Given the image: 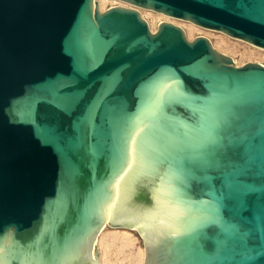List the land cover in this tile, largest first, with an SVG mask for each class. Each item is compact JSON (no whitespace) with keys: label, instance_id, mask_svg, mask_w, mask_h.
Here are the masks:
<instances>
[{"label":"water","instance_id":"water-1","mask_svg":"<svg viewBox=\"0 0 264 264\" xmlns=\"http://www.w3.org/2000/svg\"><path fill=\"white\" fill-rule=\"evenodd\" d=\"M264 48V0H122ZM264 264V65L96 0H0V264ZM37 243H33L37 241Z\"/></svg>","mask_w":264,"mask_h":264},{"label":"rangeland","instance_id":"rangeland-1","mask_svg":"<svg viewBox=\"0 0 264 264\" xmlns=\"http://www.w3.org/2000/svg\"><path fill=\"white\" fill-rule=\"evenodd\" d=\"M97 1L98 7L101 11H105L112 6H130L129 3H126L122 0ZM143 9L145 10V12L141 11V15L148 21L149 26L151 24V30L154 32L157 31L158 26L163 19V17L158 14L161 12H156L146 8ZM177 19L184 29L185 35L189 41H193L198 36L207 35L213 47L217 51L232 57L237 65L240 66L247 62H260L261 64H264V48L256 46L245 40L231 37L224 32L204 28L199 25H197V27H193L189 24L193 22L180 18ZM256 47L261 48L262 50ZM115 228L126 229L123 227H115L112 225H107L106 227V229ZM128 230L131 231L133 236V241L130 244H126L120 236L115 240L109 239L108 242H106V249L100 242L97 243L100 260L99 264H139L140 260H142L140 257V249L141 247H144L145 244L141 233L136 228H134L133 230ZM103 232H106L105 229ZM145 261L146 257H144L143 264H145Z\"/></svg>","mask_w":264,"mask_h":264},{"label":"bare ground","instance_id":"bare-ground-1","mask_svg":"<svg viewBox=\"0 0 264 264\" xmlns=\"http://www.w3.org/2000/svg\"><path fill=\"white\" fill-rule=\"evenodd\" d=\"M129 5L130 6L128 8L137 9L139 12H141V11L145 12V10L142 7H137V6L132 5L130 3H129ZM158 14L163 17L161 22H168V23H172V24H175V25L182 27L177 18L171 17V16L166 15L164 13H158ZM189 24L193 27H197V25H195L194 23H189ZM150 27H151V24H150ZM151 29H152V27H151ZM203 36L207 37V35H203ZM256 48H258V47H256ZM258 49H261V48H258ZM234 62H235V60H234ZM262 65H264V64H262ZM107 225L108 224H106L104 227H102L101 228L102 230L100 229L98 232V235H97V243L100 242L104 246L105 249L107 247L106 242H108L109 239L115 240V239H118L119 236L123 239V241H125L126 244L132 243L133 236H132V233L130 230H128L127 228L126 229H118V228L106 229ZM104 229L106 232H103ZM136 229L140 232L139 227H137ZM144 247H141V249H140V257L142 260H140L139 264H143L144 257H146V245Z\"/></svg>","mask_w":264,"mask_h":264},{"label":"snow or ice","instance_id":"snow-or-ice-1","mask_svg":"<svg viewBox=\"0 0 264 264\" xmlns=\"http://www.w3.org/2000/svg\"><path fill=\"white\" fill-rule=\"evenodd\" d=\"M38 242V238H37V241H34L33 243H37Z\"/></svg>","mask_w":264,"mask_h":264}]
</instances>
